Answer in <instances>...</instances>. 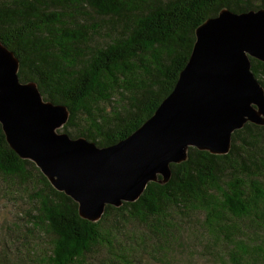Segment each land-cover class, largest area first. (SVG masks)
I'll list each match as a JSON object with an SVG mask.
<instances>
[{
    "label": "trees",
    "instance_id": "obj_1",
    "mask_svg": "<svg viewBox=\"0 0 264 264\" xmlns=\"http://www.w3.org/2000/svg\"><path fill=\"white\" fill-rule=\"evenodd\" d=\"M225 8L245 13L264 9V0H0V41L19 59L22 83H36L45 101L67 107L61 132L108 147L154 115L189 61L197 27ZM91 13L124 20L95 47ZM251 66L264 88V63L251 59ZM109 104L114 110L106 113ZM171 170L168 183H150L137 202L107 206L90 222L11 149L0 125V176L29 200L32 240L42 233L49 239L43 256L39 244L28 242L34 262L86 264L97 247L115 249L138 224L148 233L139 246L171 264L184 224L196 219L199 247L221 264H264V126L247 123L235 131L227 155L189 149L188 160Z\"/></svg>",
    "mask_w": 264,
    "mask_h": 264
},
{
    "label": "water",
    "instance_id": "obj_2",
    "mask_svg": "<svg viewBox=\"0 0 264 264\" xmlns=\"http://www.w3.org/2000/svg\"><path fill=\"white\" fill-rule=\"evenodd\" d=\"M195 43L172 93L154 115L119 143L98 147L60 130L67 107L22 83L20 63L0 41V125L11 149L50 185L98 222L107 206L137 202L150 183L164 185L189 149L223 156L247 123L264 126V88L251 59L264 63V9H222L197 27Z\"/></svg>",
    "mask_w": 264,
    "mask_h": 264
},
{
    "label": "rangeland",
    "instance_id": "obj_3",
    "mask_svg": "<svg viewBox=\"0 0 264 264\" xmlns=\"http://www.w3.org/2000/svg\"><path fill=\"white\" fill-rule=\"evenodd\" d=\"M123 21L102 19L95 13H91L87 17V23L98 27V33L91 35L90 47L109 41L116 34L114 29H118ZM113 110L114 105L105 106L106 113ZM22 196V192L7 185L0 176V247L4 246V249H0V256L5 258L1 260L0 264H39L34 262L35 258L28 253V242H31V245L39 244V253L42 256L47 253L48 237L42 233L41 239L35 238L32 240L27 231L30 227L28 225L30 217L27 212L31 211V207L28 203L29 200L25 201V197ZM195 220L184 224V229L187 231H184L183 240L175 244V253L173 257H169V261L171 264H221L219 260L199 247L201 238L199 235H193L192 232H203V230L200 222H194ZM15 225L19 226V230L16 229ZM146 235L148 233L145 226L138 224L130 226L126 231V235L122 237L120 246L113 249L114 253H111L113 250L110 248L101 245L88 257L86 264H125L123 258L129 264H139L140 261L143 264H164L152 259L139 246L141 238L146 237ZM205 238H208V236L205 235ZM132 248H136L137 251L132 252ZM19 260H22V262H19Z\"/></svg>",
    "mask_w": 264,
    "mask_h": 264
}]
</instances>
